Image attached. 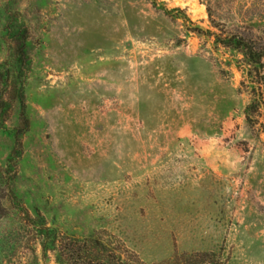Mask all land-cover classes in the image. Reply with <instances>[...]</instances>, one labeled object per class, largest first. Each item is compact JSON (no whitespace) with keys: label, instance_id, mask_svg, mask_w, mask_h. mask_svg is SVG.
I'll list each match as a JSON object with an SVG mask.
<instances>
[{"label":"rangeland","instance_id":"374dc122","mask_svg":"<svg viewBox=\"0 0 264 264\" xmlns=\"http://www.w3.org/2000/svg\"><path fill=\"white\" fill-rule=\"evenodd\" d=\"M231 36L264 48V0H0V264L93 234L142 264H264V57Z\"/></svg>","mask_w":264,"mask_h":264},{"label":"trees","instance_id":"16d2710c","mask_svg":"<svg viewBox=\"0 0 264 264\" xmlns=\"http://www.w3.org/2000/svg\"><path fill=\"white\" fill-rule=\"evenodd\" d=\"M219 43L223 46L234 47L244 52L249 62L260 65L262 58L264 57V48L258 46L253 40L243 37L231 36L224 39H218ZM18 56L21 62H26L25 45L22 42L18 48ZM23 125L15 130V146L10 154L8 161V171L13 175L16 174L17 160L23 151V143L21 135L28 129V118L23 111ZM3 197H0V200ZM0 208L1 204H0ZM46 231V227H44ZM63 246L64 264H122L126 262H132V264H142L137 256L132 254L128 260H122L116 257V253L109 243H107L103 237H99L97 234H93L87 239H84L81 243L73 240L68 241ZM122 257V256H118Z\"/></svg>","mask_w":264,"mask_h":264}]
</instances>
